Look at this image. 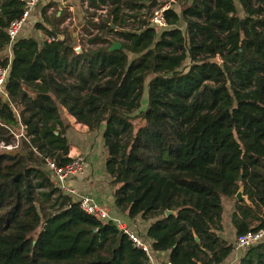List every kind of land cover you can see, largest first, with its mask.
<instances>
[{"label": "trees", "instance_id": "trees-1", "mask_svg": "<svg viewBox=\"0 0 264 264\" xmlns=\"http://www.w3.org/2000/svg\"><path fill=\"white\" fill-rule=\"evenodd\" d=\"M0 1V53L12 49L0 57V146L22 135L16 149L0 147V264H150L44 168V158L71 161L60 108L89 132L102 129L114 206L152 221L150 250L169 263L226 261L234 247L220 237L224 200L234 203L235 238L264 227V0H237L240 11L234 0H183L163 30L147 17L158 0H86L81 53L55 28L42 45L11 42L5 29L23 4ZM112 42L121 48L109 52ZM240 184L253 207L235 200ZM236 264H264V240Z\"/></svg>", "mask_w": 264, "mask_h": 264}, {"label": "crops", "instance_id": "crops-1", "mask_svg": "<svg viewBox=\"0 0 264 264\" xmlns=\"http://www.w3.org/2000/svg\"><path fill=\"white\" fill-rule=\"evenodd\" d=\"M18 1L24 4L27 0ZM1 3L2 1H0V5ZM86 8V0H51L38 3L30 12L28 19L24 23L15 40L30 38L38 41L40 45H42L46 36L45 30L54 31L53 29L55 28V30L57 29L58 33L61 34L60 39L66 38L67 35H69L67 33L72 34L75 51L77 48L86 49V39L88 38V36H85L84 34V27H86L85 20L87 19L85 13ZM153 9L154 8L150 9L147 17L151 15ZM91 11L92 10L89 9V12ZM98 12L100 13L99 15L105 14L102 13V11H96V13ZM125 12L130 14L136 12V10H125ZM143 12L144 9L140 11V13ZM74 19L77 22V27L75 28L79 29L80 32L77 37H75L76 30L73 31V28L72 31H70L68 26L69 21H74ZM80 29L81 31L83 30V37ZM113 30H115V27ZM5 52L6 53H3L11 59V47L5 50ZM59 112L62 114V120L66 125L65 127L67 130L66 137L71 145L68 157L72 158L81 156L85 161L82 173L71 178L67 183L68 187L73 189L75 199L84 195L91 197L98 205L108 212L109 216L122 221V223L129 227L130 230L138 234V236L146 239V232L152 221L144 222L140 217L129 219L125 214L120 213L114 206L112 195L113 189L109 184L110 178L105 174V155H103L102 131L89 132L86 126L77 123L73 117L69 116L64 108H60ZM81 135L82 138H80ZM233 206V202L229 200L223 201V232L220 234V237L234 247L235 229L231 222V215L234 211ZM242 254L243 250L234 249L232 254L222 264H236ZM154 260L155 264H167L168 254L156 253Z\"/></svg>", "mask_w": 264, "mask_h": 264}, {"label": "built area", "instance_id": "built-area-1", "mask_svg": "<svg viewBox=\"0 0 264 264\" xmlns=\"http://www.w3.org/2000/svg\"><path fill=\"white\" fill-rule=\"evenodd\" d=\"M51 0H27L23 4L22 12L18 18L13 19L6 29V34L9 37L10 41H15L18 33L22 29L24 23L28 19L32 9L41 2H48ZM169 3H161L156 8L153 9L151 15L148 18L149 25L154 27L157 30H163L167 28L165 12L169 10ZM8 76V71L6 69L0 68V94L5 95L4 85ZM22 135H15V142L11 145L4 146L1 144V148L11 151L16 149L18 146V139ZM35 151V150H34ZM84 158L81 156H76L71 158V161L65 165H59L50 158H44L43 164L44 168L50 176L52 177L53 183L58 187V189L65 195L71 197L73 201L79 204V209L86 215L92 216L100 221H109L113 222L117 229L125 235L132 245L141 250L148 260V263L155 264L154 257L148 244L140 239L129 227H127L120 220L115 219L109 216L108 212L98 205L91 197L81 196L78 199H75V193L73 189L68 187V181L80 175L84 166ZM264 240V227L255 231L248 232L246 234L238 235L234 241L235 250H244L251 246H254ZM171 264V263H167Z\"/></svg>", "mask_w": 264, "mask_h": 264}, {"label": "rangeland", "instance_id": "rangeland-1", "mask_svg": "<svg viewBox=\"0 0 264 264\" xmlns=\"http://www.w3.org/2000/svg\"><path fill=\"white\" fill-rule=\"evenodd\" d=\"M235 1V4L237 5V0H234ZM159 3H169L170 4V7L171 8H173L177 13H179L181 10H182V7H184L185 5H186V3L183 1V0H161V1H159ZM237 8H238V10L240 11V9H239V7H238V5H237ZM102 13H104V11L102 12ZM98 15L100 14L99 12L97 13ZM66 16H67V12H66ZM94 21H97V19L95 18L94 19ZM76 20L74 19V21H69V23H68V26H69V29H70V31H72V29L73 28H75V27H77L76 26ZM133 24V26H136V24H134L133 23V20H129L128 21V28H133V27H129L130 25H132ZM76 29V31H75V37H77L79 34H80V32H79V29H77V28H75ZM78 30V31H77ZM80 31H81V29H80ZM81 33H82V37H83V30L81 31ZM110 39H112L113 40V37H109ZM78 49V48H77ZM4 53H6L5 51H4ZM3 52L2 53H0V57H1V55H2V57L3 56H7V55H5ZM146 85V84H145ZM145 89V88H144ZM146 104H147V97H146V89H145V91H144V93H143V96H142V99H141V106H140V109L141 110H144L145 109V107H146ZM101 129V128H100ZM102 130V129H101ZM101 130H99V131H101ZM77 138V137H76ZM80 138H82V135H81V137ZM72 139V138H71ZM78 139V138H77ZM93 142V141H92ZM103 155H105L104 154V151H103ZM73 158V157H72ZM104 162H105V156H104ZM85 169H86V166H85ZM106 174V173H105ZM107 175V174H106ZM108 176V175H107ZM109 177V176H108ZM122 222V221H121ZM145 222V221H144ZM135 233V232H134ZM136 234V233H135ZM137 236H138V234H136ZM140 239L142 240V241H144L146 244H149L148 242H147V239H145V238H141L140 237ZM152 256L155 258V253H153L152 252Z\"/></svg>", "mask_w": 264, "mask_h": 264}, {"label": "water", "instance_id": "water-1", "mask_svg": "<svg viewBox=\"0 0 264 264\" xmlns=\"http://www.w3.org/2000/svg\"><path fill=\"white\" fill-rule=\"evenodd\" d=\"M111 28L114 29V26L112 24H110ZM76 29L74 28L73 31H75ZM121 48V45L120 43L118 42H112L111 44V47L108 49L109 52H112V51H117ZM77 53H81V49H77L76 50ZM241 181V175L238 177V182ZM234 198L237 202L239 203H244L246 204L247 206L249 207H253L251 202L248 200L247 196L244 194V185L243 184H240L239 185V188L237 190V192L235 193L234 195ZM165 215L168 216V215H174V212H170V211H165ZM194 235V238H195V241L198 242V238L196 237L195 234Z\"/></svg>", "mask_w": 264, "mask_h": 264}]
</instances>
